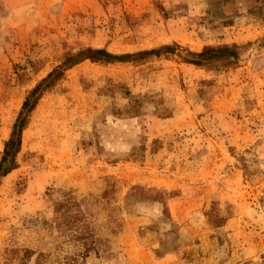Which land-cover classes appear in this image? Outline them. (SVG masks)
I'll list each match as a JSON object with an SVG mask.
<instances>
[{
	"label": "rangeland",
	"instance_id": "374dc122",
	"mask_svg": "<svg viewBox=\"0 0 264 264\" xmlns=\"http://www.w3.org/2000/svg\"><path fill=\"white\" fill-rule=\"evenodd\" d=\"M165 44L42 93L0 177V264H264V0H0V156L67 52ZM232 44L228 67L182 59Z\"/></svg>",
	"mask_w": 264,
	"mask_h": 264
},
{
	"label": "trees",
	"instance_id": "16d2710c",
	"mask_svg": "<svg viewBox=\"0 0 264 264\" xmlns=\"http://www.w3.org/2000/svg\"><path fill=\"white\" fill-rule=\"evenodd\" d=\"M176 45H160L158 47L144 49L133 53H113L108 51L105 47L86 46L75 52H67L59 64L49 71L43 78H41L24 97L20 110L16 115L12 124L10 133L4 141L2 154L0 156V177L8 174L15 166V157L21 145V133L26 127L28 117L38 103L42 93L46 91L53 83L58 80L63 72L74 65L89 60L91 62L115 64V63H129L139 62L147 57H159L163 54H172L176 52ZM237 46L221 45V46H203L198 52H190L191 58H182L184 62L193 64L199 67L223 66L228 67L237 63L239 54ZM134 194H148V191L139 187H133ZM155 194H159L158 190H154ZM65 206V208H64ZM64 212L69 210L68 203L62 206ZM83 214L79 210L76 213L68 216L66 221L70 219V224L82 221Z\"/></svg>",
	"mask_w": 264,
	"mask_h": 264
}]
</instances>
